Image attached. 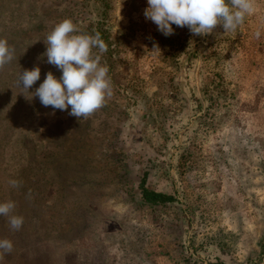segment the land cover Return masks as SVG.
Instances as JSON below:
<instances>
[{"label": "rangeland", "instance_id": "obj_1", "mask_svg": "<svg viewBox=\"0 0 264 264\" xmlns=\"http://www.w3.org/2000/svg\"><path fill=\"white\" fill-rule=\"evenodd\" d=\"M147 6L0 0L14 50L0 69V203L24 218L14 231L0 216L13 243L0 264H264V0L236 32L207 37L175 25L165 37ZM65 19L107 44L93 53L113 94L80 121L29 99L62 75L43 54ZM35 67L25 92L19 74ZM143 177L173 201L143 203Z\"/></svg>", "mask_w": 264, "mask_h": 264}, {"label": "clouds", "instance_id": "obj_2", "mask_svg": "<svg viewBox=\"0 0 264 264\" xmlns=\"http://www.w3.org/2000/svg\"><path fill=\"white\" fill-rule=\"evenodd\" d=\"M144 17L157 26L165 37L175 34L173 25L187 28L192 36L207 37L214 34L217 27L224 32H236L247 17L256 11L255 0H147ZM79 29L71 19L57 24L47 35V63L62 72L57 79L52 72L46 74L43 83L31 93L38 97L44 107L66 111L78 121L88 119L105 106L113 94L111 78L107 66H101L100 54L107 51V44L99 33L95 35L77 34ZM261 33L255 36L259 39ZM154 49H159L154 46ZM14 50L6 39H0V69L14 59ZM40 79V68L20 72L18 84L25 92ZM13 188L20 186L17 180H10ZM31 194L29 193V196ZM15 203L11 200L0 203V216L7 218L10 228L21 229L24 218L13 214ZM13 251L9 239H0V260Z\"/></svg>", "mask_w": 264, "mask_h": 264}, {"label": "trees", "instance_id": "obj_3", "mask_svg": "<svg viewBox=\"0 0 264 264\" xmlns=\"http://www.w3.org/2000/svg\"><path fill=\"white\" fill-rule=\"evenodd\" d=\"M139 193L142 202L152 206L165 205L166 203H170L173 201V198L170 194L164 192H156L147 188L145 186V177H143L139 183ZM215 264L225 263L221 260H217Z\"/></svg>", "mask_w": 264, "mask_h": 264}]
</instances>
